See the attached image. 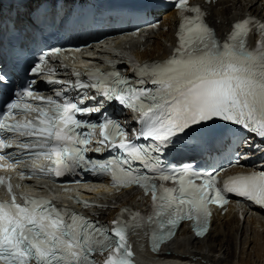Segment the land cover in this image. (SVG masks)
<instances>
[{
  "label": "snow or ice",
  "instance_id": "6c2138e0",
  "mask_svg": "<svg viewBox=\"0 0 264 264\" xmlns=\"http://www.w3.org/2000/svg\"><path fill=\"white\" fill-rule=\"evenodd\" d=\"M19 2L42 5V0ZM166 2L137 0L138 6L131 11L148 15L154 6ZM173 6L194 15L185 17L179 25L178 46L169 59L136 69L137 86L119 72L86 69L89 82L78 79L73 87H90L96 95L82 94L73 100L65 94L60 103L36 94L35 80L30 79L43 71L41 65L48 53H42L40 62L23 70L25 81L20 85L14 73L0 69V161H10L8 168L26 158H46L51 167L41 169L40 176L107 175L114 187H142L153 202V210L147 215L122 210L109 228L74 209L57 207L46 198L25 196L23 203H18L8 184L11 199L0 203V264H96L95 253H107L104 264H134L129 235L137 228L151 230L152 249L159 251L184 221L193 220L196 236H204L212 215L209 206H225L227 194L264 207V171L237 174L220 182L219 172H199L186 166L169 170L166 166L170 157L192 150L203 152L221 143L232 148L233 165L250 158L253 150L264 152V147L251 145L245 135L264 140V52L254 53L247 47L253 27L259 33L264 31V24L256 25L251 17L242 18L221 42L207 23L209 14L201 7L189 6L188 0H175ZM37 10L28 12L32 25ZM11 30L26 37L29 26L17 29L14 23ZM61 51L52 49L54 53ZM146 80L156 87L144 88ZM61 95L57 93V97ZM97 96L96 107L83 104L86 99L97 104ZM28 98L42 103L34 104ZM105 102L138 113L140 137L150 143L127 141L119 121L101 112ZM33 112L38 113L36 119H27ZM94 113L102 117L99 122L77 118ZM17 116L24 119L17 121ZM97 128L102 137L99 143L107 144L118 155L103 161L87 157V146ZM17 136L27 138L18 145L22 151L5 152L12 149ZM134 162H140L153 175L138 172L132 167ZM164 182H173L176 187H165ZM73 199L85 208L103 207ZM126 214L130 220L124 219Z\"/></svg>",
  "mask_w": 264,
  "mask_h": 264
},
{
  "label": "bare ground",
  "instance_id": "6f19581e",
  "mask_svg": "<svg viewBox=\"0 0 264 264\" xmlns=\"http://www.w3.org/2000/svg\"><path fill=\"white\" fill-rule=\"evenodd\" d=\"M195 1L209 14L207 22L219 35H225L233 21L245 16L264 20V0ZM27 6L32 9V3ZM159 20L161 24L156 30L115 36L108 42L82 50L79 57L91 63H99L101 58L113 54L116 61L138 63L164 58L172 52L175 43L177 11L168 10ZM36 188L47 192L43 185ZM73 189L82 197L107 206L94 209L99 218L106 221H110L121 206L144 209L149 202V196L133 188L117 192L78 185ZM131 249L134 264H264V214L250 206L229 205L214 211L209 231L204 236H194L189 223L184 222L159 251L147 250L143 232L132 235Z\"/></svg>",
  "mask_w": 264,
  "mask_h": 264
}]
</instances>
